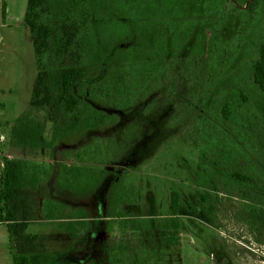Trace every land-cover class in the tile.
I'll use <instances>...</instances> for the list:
<instances>
[{
	"label": "rangeland",
	"instance_id": "374dc122",
	"mask_svg": "<svg viewBox=\"0 0 264 264\" xmlns=\"http://www.w3.org/2000/svg\"><path fill=\"white\" fill-rule=\"evenodd\" d=\"M75 2L88 10L89 73L80 111L55 123L30 104L38 66L28 0H0V132L9 139L10 125L30 112L45 142L57 133L48 147L8 150L30 169L27 232L46 246L45 264H108L114 252L104 247H133L138 236L153 246L173 191L179 245L166 249L165 264H264V206L230 196L215 166L264 165V93L252 69L264 0ZM124 220L140 230H123Z\"/></svg>",
	"mask_w": 264,
	"mask_h": 264
},
{
	"label": "trees",
	"instance_id": "16d2710c",
	"mask_svg": "<svg viewBox=\"0 0 264 264\" xmlns=\"http://www.w3.org/2000/svg\"><path fill=\"white\" fill-rule=\"evenodd\" d=\"M63 4L53 0H28L24 17V24L32 33L38 66L30 104L32 108H48V118L55 123L60 114L66 118L80 111L82 102L79 91L82 90L81 83L89 73L81 50V33L87 24L88 10H81V5L75 0H66L64 7ZM61 6L65 10L62 14L61 9L59 10ZM2 8L5 15L4 3ZM252 69L253 81L264 93V43L260 46V55ZM176 97L179 98L180 94L177 93ZM222 114L225 119H230L231 109L227 103L223 105ZM37 126L31 113L25 112L10 125V138L7 143L11 147H48L57 133H53L51 141L45 142L42 130L36 128ZM215 166L218 167V176L221 175L223 179L222 185H217L225 188L230 196L243 200L248 204H244L248 209L255 210L264 206V175L257 173L258 169L264 172V165L257 169L217 164ZM29 171L25 161L3 157V166H0V221L7 226L9 250L13 258L11 264H45L50 260L40 236L27 232L35 211L32 203L29 204L28 201V186L31 185ZM204 199L211 209L214 204L206 197ZM179 212L180 195L173 191L169 206L170 220L161 225L160 236L152 234L149 237V241L154 242L155 246H149L141 236L136 238L139 243L133 247L124 241L113 242L109 247H104L114 252L108 264H165L163 255L166 249L179 245ZM120 226L125 231L131 229L133 233L140 230V226L131 220H124ZM70 264L97 263L81 261Z\"/></svg>",
	"mask_w": 264,
	"mask_h": 264
},
{
	"label": "crops",
	"instance_id": "0c3cea01",
	"mask_svg": "<svg viewBox=\"0 0 264 264\" xmlns=\"http://www.w3.org/2000/svg\"><path fill=\"white\" fill-rule=\"evenodd\" d=\"M1 39V37H0ZM2 106V105H1ZM3 136L4 139L7 141V137L4 133L0 132V137ZM7 148L0 146V166H3V157L11 158L10 152L8 150H17L16 147H11L7 143ZM12 254L9 250V235L7 226L5 223L0 221V264H11L12 263Z\"/></svg>",
	"mask_w": 264,
	"mask_h": 264
},
{
	"label": "built area",
	"instance_id": "2783aa9c",
	"mask_svg": "<svg viewBox=\"0 0 264 264\" xmlns=\"http://www.w3.org/2000/svg\"><path fill=\"white\" fill-rule=\"evenodd\" d=\"M5 139H4V137L3 136H1L0 137V141H4Z\"/></svg>",
	"mask_w": 264,
	"mask_h": 264
}]
</instances>
